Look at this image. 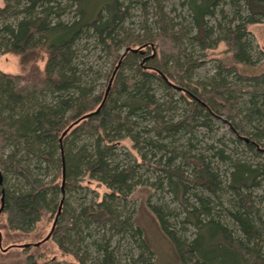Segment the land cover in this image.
<instances>
[{"label":"trees","instance_id":"1","mask_svg":"<svg viewBox=\"0 0 264 264\" xmlns=\"http://www.w3.org/2000/svg\"><path fill=\"white\" fill-rule=\"evenodd\" d=\"M174 1L0 3V53L20 65L0 70V172L28 186L0 187V229L57 215L49 239L72 256L23 264H157L127 206L147 183L160 194L143 206L180 264H264V68L247 30L264 0ZM206 54L215 71L200 77Z\"/></svg>","mask_w":264,"mask_h":264},{"label":"rangeland","instance_id":"2","mask_svg":"<svg viewBox=\"0 0 264 264\" xmlns=\"http://www.w3.org/2000/svg\"><path fill=\"white\" fill-rule=\"evenodd\" d=\"M175 2L174 0H172ZM2 3V0H0ZM170 5V4H169ZM168 5V8L170 7ZM179 10V7H177ZM247 30L251 32V37L253 38V55L255 61L259 63L260 67L264 68V21H260L258 23L248 24ZM225 49V44L219 42L217 46L210 48L207 53H214V56H217L219 52ZM200 66L197 68V75L200 77L205 75H211L215 71L214 65L216 61L211 60L210 57L206 55L200 56ZM19 57L13 53H0V70L4 72H17L20 68ZM41 64V63H40ZM218 132L217 135H223L226 139L230 136V133L227 129V124L222 123L221 121H217ZM122 149L119 151L124 152L131 151L134 154V150H132L131 142L128 139L121 141ZM123 155L120 157L122 158ZM150 173V172H149ZM145 172V175H149ZM144 175V177H145ZM150 177V176H148ZM0 182L2 188L7 191L21 192L26 191L28 186L25 182H23L17 176L11 173L0 172ZM62 182V179H59V184ZM58 184V185H59ZM83 186H86L88 190L85 192L88 193L87 196H95L96 198H101L102 194L107 191V188L96 182L94 179H90L85 177L82 182ZM160 193L155 192L154 189L147 184L145 185H137L132 193H130L128 197V207H134L136 211L137 222L141 224L143 230L146 232L147 238L151 243V247L156 254L157 264H180L178 259L176 258V253L174 252V248L171 245L170 241L167 240L162 230H160L155 218H153L151 212L148 207L143 206L146 199L154 201V197L158 196ZM58 197V201L60 199V194ZM57 201V203H58ZM1 209V206H0ZM53 217H48L45 215L40 221L37 222L34 229L29 233H14L10 232L9 239H7L4 230L0 229V247L4 248L9 245H13L10 249L5 252L7 254H0V264H23L24 259L27 254L41 255L39 259L50 258L54 256L58 260L64 261H72L71 255H63L58 250L56 244L51 240L47 239L45 241L40 242L50 231L51 229V220ZM5 216L0 213V224L4 223ZM7 239V240H6ZM7 241L10 243L6 245ZM38 243V244H35ZM31 244L28 246V249L22 250L19 248V245Z\"/></svg>","mask_w":264,"mask_h":264},{"label":"water","instance_id":"3","mask_svg":"<svg viewBox=\"0 0 264 264\" xmlns=\"http://www.w3.org/2000/svg\"><path fill=\"white\" fill-rule=\"evenodd\" d=\"M129 49V48H128ZM134 51H137V49H133ZM108 86V85H107ZM108 88H109V86L107 87V89H106V92H107V90H108ZM96 110V109H95ZM63 179V178H62ZM63 181V180H62ZM1 209H2V206H1ZM0 209V210H1ZM58 212H59V210H58ZM58 214V213H57ZM56 218H57V215L55 216V219H54V221H56ZM53 221V225H52V227H51V229H50V231H49V233H47V235L40 241V242H42V241H45V240H47V239H49V237H50V233H51V231H52V229H53V226H54V224H55V222ZM35 244H38V243H35ZM26 246H29V244H25V245H19V247H26Z\"/></svg>","mask_w":264,"mask_h":264}]
</instances>
